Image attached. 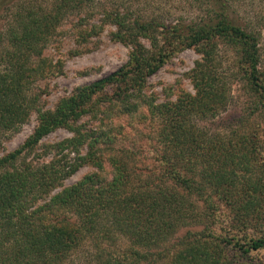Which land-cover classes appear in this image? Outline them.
I'll use <instances>...</instances> for the list:
<instances>
[{
    "label": "trees",
    "instance_id": "16d2710c",
    "mask_svg": "<svg viewBox=\"0 0 264 264\" xmlns=\"http://www.w3.org/2000/svg\"><path fill=\"white\" fill-rule=\"evenodd\" d=\"M18 1L2 39L8 47L0 54V135L17 132L33 113L37 124L16 150L0 156V264H65L86 245L92 264H264V22L241 25L219 0L203 20L167 25L133 18L130 3L139 0H114L101 22L115 28L113 42L130 47L127 63L42 110L28 86L45 66L33 58L70 13L98 0H52L47 8ZM182 49L201 56L188 73L194 93L164 103L144 99L147 78ZM222 50L232 57L227 69ZM234 81L251 103L240 124L252 115L259 122L227 133L202 129L199 121L227 109ZM139 104L146 106L141 123H155L138 139L79 125L114 109L132 119ZM58 128L73 136L45 146L49 161H27ZM102 138L119 146L103 154ZM83 166L95 171L64 186ZM119 240L127 246L115 252L110 247Z\"/></svg>",
    "mask_w": 264,
    "mask_h": 264
},
{
    "label": "rangeland",
    "instance_id": "374dc122",
    "mask_svg": "<svg viewBox=\"0 0 264 264\" xmlns=\"http://www.w3.org/2000/svg\"><path fill=\"white\" fill-rule=\"evenodd\" d=\"M30 1L43 8L49 7L52 2V0ZM113 1L98 0L79 13L78 11L70 13L50 36L41 57L33 58L32 63H38L41 60L43 61L42 65L45 66V73L34 78L28 86L30 94L36 97L37 106L42 110H52L61 99L73 95L78 88L88 86L96 80L106 77L127 63L130 47L113 42L110 33L115 28L101 22L103 13L115 8ZM220 1L229 6L241 25L247 24L256 27L259 21L264 22V0ZM19 2L18 0L0 1V54L8 47V43L2 39L5 38L6 29L10 25L12 14L17 11L15 6ZM218 2L219 0H139L130 3L131 16L144 19L156 18L167 25L189 24L192 21L205 19L206 14ZM79 19H85V25H79ZM94 26H103L97 35L91 34ZM141 42L146 48H149L145 40H141ZM260 50L262 54L260 70L264 76V26H261ZM221 52L220 57L227 69L232 57L230 54H224L223 50ZM200 60L201 56L194 49L177 51L155 74L147 78L143 90L144 99L152 98L155 103H164L174 101L180 93L193 94L188 73ZM230 95L229 106L223 113L214 119L198 122L202 129L208 132L227 133L234 129L242 131L257 125L259 117L255 115L249 117L248 125L240 124V121L249 115L248 108L251 105L243 85L236 81L232 82ZM139 105L134 111L135 116L132 119L127 113H121L114 109L110 111L109 117H104L103 114L88 115L79 121V125H82L85 130H89L90 133L105 132L115 138L120 137L119 133H124L131 140L138 139L141 137V133L148 130L146 124L155 123L151 119H146L144 123H141L143 119L140 115L146 110V106ZM36 124V114L33 113L17 132L5 136L0 135V156L16 150L31 135ZM72 136L73 134L66 129L54 130L41 139L33 151L34 153L28 155L26 160L33 164L49 161L51 155L42 156L45 146L53 145ZM115 146L119 145H111L106 138L97 142V147L103 154H109L110 149ZM85 152L86 148L83 146L80 154L84 155ZM35 154H38L40 158H33ZM72 157L73 155H71ZM94 171L95 169L90 166H83L70 178L63 181V185L70 186L84 175ZM185 232L186 228L177 231L173 239H179ZM126 246L127 243L124 240H119L116 245L110 248L118 252ZM91 249L89 245H86L73 254L65 264H92Z\"/></svg>",
    "mask_w": 264,
    "mask_h": 264
}]
</instances>
